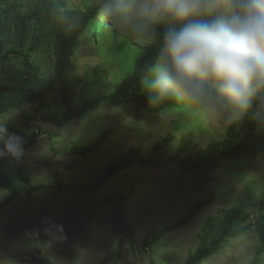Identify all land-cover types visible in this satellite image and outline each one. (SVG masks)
I'll return each mask as SVG.
<instances>
[{
    "label": "rangeland",
    "instance_id": "rangeland-1",
    "mask_svg": "<svg viewBox=\"0 0 264 264\" xmlns=\"http://www.w3.org/2000/svg\"><path fill=\"white\" fill-rule=\"evenodd\" d=\"M68 1L82 9L93 0ZM107 27L121 34L109 21L101 26ZM94 31L89 33L96 35ZM128 58L120 41L100 46L83 35L72 57L75 92L87 87L85 82L95 66L105 69L108 80L121 81L131 72ZM25 112L32 114L28 103L1 114L0 124H6L9 132L29 134L31 130L23 123ZM34 123L40 127L34 143L24 139V156L19 161L0 159V170L14 184L20 182L18 172L24 171L32 184L50 186L32 193L29 199L20 193L0 208V264L180 263L197 247L200 228L207 218L222 208L240 205L252 222L258 206L264 203V166L259 158L240 165L239 159L225 160L207 173L176 165L134 166L97 186L91 184L110 161L130 148L149 152L156 141L169 134L173 140L160 151L172 152L184 135L204 146L221 136L225 128L222 123L205 125L178 108L161 116L154 110L137 111L130 104L107 102L63 126L41 120ZM106 129L110 130L106 141L84 153L83 145ZM55 175L61 180L60 187L54 186ZM7 195L0 188V200ZM209 195L214 197L213 202L201 208L189 223L154 240L156 230L179 219L193 201ZM246 222L240 224L244 225L240 232L225 237L215 253L197 264H250L259 241ZM128 225L134 226L131 235ZM256 264H264V251Z\"/></svg>",
    "mask_w": 264,
    "mask_h": 264
},
{
    "label": "trees",
    "instance_id": "trees-1",
    "mask_svg": "<svg viewBox=\"0 0 264 264\" xmlns=\"http://www.w3.org/2000/svg\"><path fill=\"white\" fill-rule=\"evenodd\" d=\"M104 2L93 0L79 9L72 7L68 0H0V115L28 103L32 114L23 113V123L31 131L24 134L13 130V133L28 138L29 144L34 143L40 131L35 120L63 126L73 119L81 118L102 102L111 105L130 104L137 111L149 110L146 98L139 91V76L142 67L155 57L157 45L137 46L128 37L115 34L111 28H101L108 22L101 12ZM98 17L103 21L98 20ZM90 30H95L96 35H91ZM83 35L88 41L100 46L120 41L129 57L127 62L132 67L130 74L114 83L106 78L105 69L95 66L90 80L85 82L87 87H81L76 93L77 79L71 76L74 66L72 57ZM109 132L106 129L83 145L84 153L97 149L106 141ZM191 138L190 135L180 137L170 153L160 151L173 140L170 134L156 141L149 152L130 148L110 161L91 184L97 186L134 166L166 168L176 165L183 170L207 173L213 172L225 160L239 159L240 165L253 158H259L264 166V126L257 125L251 112L238 124L225 127L221 136H215L204 146ZM55 176L54 186L60 187L61 180L58 175ZM18 178L19 184H14L6 172L0 170V188L8 192L0 200V208L12 202L20 193L29 199L32 193L50 186L32 184L28 173L24 171L18 172ZM213 200L214 197L209 195L193 201L179 219L156 230L154 240L189 223L201 208ZM114 206L120 210L117 204ZM263 211L262 202L251 222L249 214L240 205L220 209L205 220L200 228L199 243L188 258L180 263L169 264H197L215 253L225 237L240 232L244 228L240 224L246 220V227L254 229L259 241L255 258L250 263L256 264L257 257L264 251ZM128 226L131 235L134 226ZM152 264H155L153 260Z\"/></svg>",
    "mask_w": 264,
    "mask_h": 264
},
{
    "label": "clouds",
    "instance_id": "clouds-1",
    "mask_svg": "<svg viewBox=\"0 0 264 264\" xmlns=\"http://www.w3.org/2000/svg\"><path fill=\"white\" fill-rule=\"evenodd\" d=\"M101 12L122 35L157 45L139 76L149 110L226 128L251 112L264 126V0H105ZM25 143L0 124V159L19 161Z\"/></svg>",
    "mask_w": 264,
    "mask_h": 264
}]
</instances>
